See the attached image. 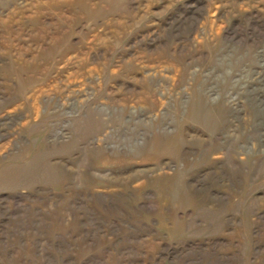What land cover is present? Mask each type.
I'll use <instances>...</instances> for the list:
<instances>
[{
    "label": "rangeland",
    "instance_id": "374dc122",
    "mask_svg": "<svg viewBox=\"0 0 264 264\" xmlns=\"http://www.w3.org/2000/svg\"><path fill=\"white\" fill-rule=\"evenodd\" d=\"M0 264H264V0H0Z\"/></svg>",
    "mask_w": 264,
    "mask_h": 264
}]
</instances>
